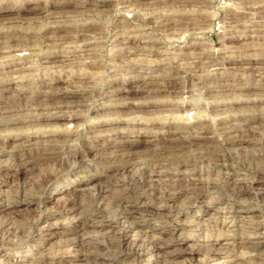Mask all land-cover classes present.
<instances>
[{"label": "rangeland", "instance_id": "rangeland-1", "mask_svg": "<svg viewBox=\"0 0 264 264\" xmlns=\"http://www.w3.org/2000/svg\"><path fill=\"white\" fill-rule=\"evenodd\" d=\"M263 118L264 0H0V264H264Z\"/></svg>", "mask_w": 264, "mask_h": 264}, {"label": "bare ground", "instance_id": "bare-ground-1", "mask_svg": "<svg viewBox=\"0 0 264 264\" xmlns=\"http://www.w3.org/2000/svg\"><path fill=\"white\" fill-rule=\"evenodd\" d=\"M82 33H84V32H82ZM88 44V43H87ZM22 98L21 97H19L17 100H21ZM19 102V101H18ZM17 102H14V101H11V102H8V104L10 105V106H13L14 104H16ZM60 113H62L61 111H56L55 113H53V112H48V113H46L45 115H42V117H40V118H38V117H36V118H34V119H31V121H29V122H33V121H41V120H43V119H46V120H51V119H58V117L60 116ZM44 114V113H43ZM36 116V115H35ZM261 123H263L264 124V118L262 119V122ZM165 124V123H164ZM193 126V125H192ZM192 126H187V130L189 131V129H191L192 128ZM207 128V127H206ZM36 133V132H35ZM29 135V134H28ZM74 135V133H69L67 136L68 137H71V136H73ZM32 142V141H31ZM49 155V154H48ZM73 155H83V152L82 151H80V150H77L76 152H74V154ZM50 157V156H49ZM160 156L156 153L155 155H152L150 158V160L152 161H159L160 160V158H159ZM170 158V157H169ZM47 159H50V158H47ZM129 160V159H128ZM131 161V160H130ZM130 162L129 161H124L123 163H121V165H112L110 168H109V170L110 171H117V170H125V169H127L128 167H130ZM220 168V167H219ZM222 170H229V166H227V165H225V164H223L222 165ZM247 170V169H246ZM229 174V173H228ZM260 175H262V173H260L259 171H257V172H254V177H253V179L254 178H257V177H259ZM226 179H231L230 178V175H227L226 174ZM263 179V178H262ZM184 191V190H183ZM170 192H172V191H170ZM185 192V191H184ZM186 192H187V190H186ZM197 192V191H196ZM175 193V192H174ZM188 193V192H187ZM192 193V192H191ZM197 195V194H196ZM199 195H197L196 197H198ZM167 197V196H166ZM169 197V196H168ZM175 197V194H174V196H170L169 198H168V200L170 199V200H172L173 198ZM202 198V197H201ZM120 199V198H119ZM146 199H147V195L146 194H143V195H139L137 198H135L134 200H131V202H129L130 203V205L129 206H125L126 208H125V211L122 213L123 215V218L126 220V221H129L131 218H133V216H134V214H138V213H140L141 211H142V208L145 210V211H148L149 209H150V207H148L147 205H146ZM197 201V200H196ZM124 208V207H123ZM154 209V208H153ZM158 210V209H157ZM150 212H151V210H150ZM161 212V211H160ZM158 213V212H157ZM122 223V222H121ZM120 223V224H121ZM130 223V227H132L133 225H134V227H140L139 226V224H137V223H135V224H133L132 222H129ZM75 225H78V224H75ZM117 225V224H116ZM95 227L96 225L93 223V222H90V223H86V222H82V223H80V226H75L76 228H82V229H84V228H87V227ZM123 227V226H122ZM259 228V227H258ZM124 230V229H123ZM127 231V230H126ZM260 231V230H259ZM258 234H260L259 235V239H260V236H262V233H258ZM109 237V236H108ZM210 238V237H209ZM106 239V238H105ZM112 239V237L109 239V240H111ZM262 239V238H261ZM264 239V238H263ZM81 240V239H80ZM115 240V239H114ZM113 240V241H114ZM79 241V240H78ZM87 241V242H86ZM108 241V240H107ZM107 241H106V243H107ZM148 242L149 244H148V246H145V242ZM219 241V237L217 238H214V239H212V243L214 242V244H217V242ZM133 243V242H132ZM116 244V243H115ZM78 247H79V250H80V254L79 255H77L76 256V259L78 260V261H87V260H89L90 258H91V256H92V254L91 253H85L86 251H84L85 249H86V247H87V245H96V246H98V248H99V242H97V241H94L93 239H90V238H88V240H86V239H82L81 241H79L78 242ZM135 246H137L138 248H139V251L140 252H142V253H146V252H148V251H153V250H160L161 248H160V244L158 243V240H155L154 238H152L151 239V241L150 240H145V241H143V243L142 244H140V245H138V243H136V244H134ZM212 246V245H211ZM104 247V246H103ZM111 248V247H113L112 245H108V246H106V247H104V249H107V248ZM72 248H73V246H72ZM116 248H118L117 246H116ZM135 248V247H134ZM215 248V247H214ZM218 248V247H217ZM120 249V248H119ZM212 249V248H211ZM217 250V249H216ZM99 251V250H98ZM79 253V252H78ZM94 257V256H93ZM52 259V258H51ZM41 260V259H40ZM40 263V262H39Z\"/></svg>", "mask_w": 264, "mask_h": 264}]
</instances>
